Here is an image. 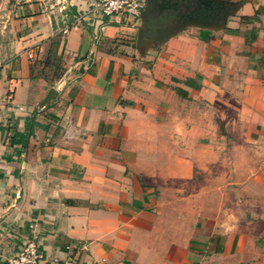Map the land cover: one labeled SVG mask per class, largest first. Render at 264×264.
Wrapping results in <instances>:
<instances>
[{
	"label": "crops",
	"instance_id": "obj_1",
	"mask_svg": "<svg viewBox=\"0 0 264 264\" xmlns=\"http://www.w3.org/2000/svg\"><path fill=\"white\" fill-rule=\"evenodd\" d=\"M216 1L101 28L75 23L92 0H21L0 63V264L18 236L40 264L73 244L91 263L264 264V0Z\"/></svg>",
	"mask_w": 264,
	"mask_h": 264
},
{
	"label": "built area",
	"instance_id": "obj_2",
	"mask_svg": "<svg viewBox=\"0 0 264 264\" xmlns=\"http://www.w3.org/2000/svg\"><path fill=\"white\" fill-rule=\"evenodd\" d=\"M146 7V0H92L88 11L77 15L76 24L82 22H95L102 28L104 20L114 17L129 18L133 21L141 19L142 13ZM73 25H66L62 29V34H67ZM28 58L35 61L36 57L33 52L28 53ZM17 239L21 243V249L12 257L6 260L5 264H40L44 260L43 252L36 238H27L18 236ZM86 251L82 245H70L66 248V257L59 259L54 257L49 264H104L102 259L100 263H91L80 259L79 254Z\"/></svg>",
	"mask_w": 264,
	"mask_h": 264
},
{
	"label": "water",
	"instance_id": "obj_3",
	"mask_svg": "<svg viewBox=\"0 0 264 264\" xmlns=\"http://www.w3.org/2000/svg\"><path fill=\"white\" fill-rule=\"evenodd\" d=\"M199 7L208 8L209 10L219 11L223 9V6L219 4L216 0H195ZM180 8L178 0H147L145 10L142 13L141 20L147 22L150 18H160L165 17L168 13L177 12ZM182 23L186 20L197 21V17H192L186 15L182 18ZM181 23V24H182ZM180 24V25H181ZM179 25L170 29V32L175 30ZM169 32V33H170Z\"/></svg>",
	"mask_w": 264,
	"mask_h": 264
},
{
	"label": "rangeland",
	"instance_id": "obj_4",
	"mask_svg": "<svg viewBox=\"0 0 264 264\" xmlns=\"http://www.w3.org/2000/svg\"><path fill=\"white\" fill-rule=\"evenodd\" d=\"M20 2L21 0H0V63L6 58V45L9 42L7 26L12 21L15 10ZM180 196V194L170 195L172 200L184 201Z\"/></svg>",
	"mask_w": 264,
	"mask_h": 264
},
{
	"label": "flooded vegetation",
	"instance_id": "obj_5",
	"mask_svg": "<svg viewBox=\"0 0 264 264\" xmlns=\"http://www.w3.org/2000/svg\"><path fill=\"white\" fill-rule=\"evenodd\" d=\"M168 20L166 19H163L162 17L158 18V21H161V22H164L165 24L167 23H176V17L175 15H171L169 18H167ZM156 20V19H155ZM154 23V22H152Z\"/></svg>",
	"mask_w": 264,
	"mask_h": 264
}]
</instances>
